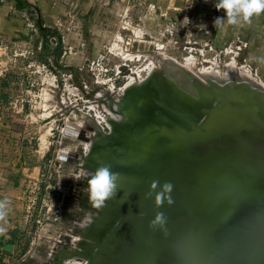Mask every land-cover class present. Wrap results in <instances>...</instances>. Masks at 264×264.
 I'll use <instances>...</instances> for the list:
<instances>
[{
	"label": "water",
	"instance_id": "95a60500",
	"mask_svg": "<svg viewBox=\"0 0 264 264\" xmlns=\"http://www.w3.org/2000/svg\"><path fill=\"white\" fill-rule=\"evenodd\" d=\"M251 76L215 79L163 57L109 103L120 119L108 132L92 117L93 138L66 128L92 142L58 156L89 171L87 187L100 166L119 178L101 208L83 193L91 222L54 264H264V82ZM166 182L172 203L156 205ZM157 212L162 227L150 226Z\"/></svg>",
	"mask_w": 264,
	"mask_h": 264
},
{
	"label": "rangeland",
	"instance_id": "374dc122",
	"mask_svg": "<svg viewBox=\"0 0 264 264\" xmlns=\"http://www.w3.org/2000/svg\"><path fill=\"white\" fill-rule=\"evenodd\" d=\"M159 2L83 0L86 6L74 5L56 30L30 28L21 37L0 39V194L8 197L1 224L10 234L3 241L13 244L0 247V264H54L57 250L78 249L90 216L81 206L89 171L58 156L62 150L86 153L92 142L65 129L90 133L92 117L108 132V121L119 118L109 110L110 100L145 79L163 57L208 77L257 74L264 82L259 56L249 64L246 47L235 60L224 52L239 44L232 25L214 26L209 15ZM260 37L256 52L264 55ZM66 261L85 262L75 256Z\"/></svg>",
	"mask_w": 264,
	"mask_h": 264
},
{
	"label": "crops",
	"instance_id": "0c3cea01",
	"mask_svg": "<svg viewBox=\"0 0 264 264\" xmlns=\"http://www.w3.org/2000/svg\"><path fill=\"white\" fill-rule=\"evenodd\" d=\"M168 2L175 9L184 6L186 9L187 7L193 15L206 14L210 18L224 16L223 9L217 10L214 7L215 0H207V2L205 0H160L159 3ZM83 4L86 6L83 0H0V39H9L13 36L21 37L29 32L30 28H36L44 34L56 30L62 16L70 14L74 5L81 7ZM230 32L233 36L237 33L236 38H239V42L246 44V62H258V56L260 61L264 62V55L257 54V44L254 42L258 33H261L259 41L264 43V12L254 15L248 22L232 25ZM241 34H247L250 37L245 39L241 37ZM14 192L10 188L9 193L13 194ZM1 218L2 216L0 217V239L7 240L10 238V234L6 233L7 227L1 224Z\"/></svg>",
	"mask_w": 264,
	"mask_h": 264
},
{
	"label": "clouds",
	"instance_id": "9594fccd",
	"mask_svg": "<svg viewBox=\"0 0 264 264\" xmlns=\"http://www.w3.org/2000/svg\"><path fill=\"white\" fill-rule=\"evenodd\" d=\"M207 2V0H205ZM214 7L219 10L223 9L224 16H217L213 20L214 26L223 27L224 25H236L241 22H248L254 15L264 12V0H215ZM119 174L110 170L108 166H100L95 169L94 173L88 179L89 199L91 206L94 208L103 207L105 201L116 194L117 181ZM156 181H152L151 187L155 188ZM172 185L164 183L160 191L156 193L154 202L160 205L162 202L172 203L170 198ZM78 206V205H75ZM74 206V207H75ZM8 210L7 199L0 200V216L6 214ZM71 211V209L69 210ZM90 218L85 216L84 225L89 224ZM163 213L157 212L155 218L150 221V226H163ZM74 258H70L72 260ZM65 264H69L66 261Z\"/></svg>",
	"mask_w": 264,
	"mask_h": 264
},
{
	"label": "built area",
	"instance_id": "2783aa9c",
	"mask_svg": "<svg viewBox=\"0 0 264 264\" xmlns=\"http://www.w3.org/2000/svg\"><path fill=\"white\" fill-rule=\"evenodd\" d=\"M245 47H246V44L239 42V44H237L236 47H233L231 45L230 47L226 48L224 52L226 54H232V60L233 59L235 60V58L238 56L239 52ZM245 66L246 65H244V64L242 65V67H245ZM117 73L120 74V70L119 69L117 70ZM126 79H127V77H126ZM106 127H107V129L109 128L108 126H106ZM3 199H7L8 200V197H6V195H1L0 194V200H3Z\"/></svg>",
	"mask_w": 264,
	"mask_h": 264
},
{
	"label": "trees",
	"instance_id": "16d2710c",
	"mask_svg": "<svg viewBox=\"0 0 264 264\" xmlns=\"http://www.w3.org/2000/svg\"><path fill=\"white\" fill-rule=\"evenodd\" d=\"M12 245H13L12 242L3 241V240L0 239V247H3V248L7 249L8 246H12ZM0 261H1V257H0Z\"/></svg>",
	"mask_w": 264,
	"mask_h": 264
},
{
	"label": "bare ground",
	"instance_id": "6f19581e",
	"mask_svg": "<svg viewBox=\"0 0 264 264\" xmlns=\"http://www.w3.org/2000/svg\"><path fill=\"white\" fill-rule=\"evenodd\" d=\"M213 78H215V77H213ZM215 79H217V78H215ZM118 119H120V118H117V120L116 121H118ZM92 144V143H91ZM91 146V145H90Z\"/></svg>",
	"mask_w": 264,
	"mask_h": 264
},
{
	"label": "flooded vegetation",
	"instance_id": "af4514ba",
	"mask_svg": "<svg viewBox=\"0 0 264 264\" xmlns=\"http://www.w3.org/2000/svg\"><path fill=\"white\" fill-rule=\"evenodd\" d=\"M112 101H113V99L110 100V102H112Z\"/></svg>",
	"mask_w": 264,
	"mask_h": 264
}]
</instances>
